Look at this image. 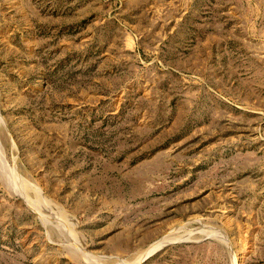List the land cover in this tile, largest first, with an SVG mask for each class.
<instances>
[{
    "label": "rangeland",
    "instance_id": "obj_1",
    "mask_svg": "<svg viewBox=\"0 0 264 264\" xmlns=\"http://www.w3.org/2000/svg\"><path fill=\"white\" fill-rule=\"evenodd\" d=\"M0 264H264V0H0Z\"/></svg>",
    "mask_w": 264,
    "mask_h": 264
}]
</instances>
